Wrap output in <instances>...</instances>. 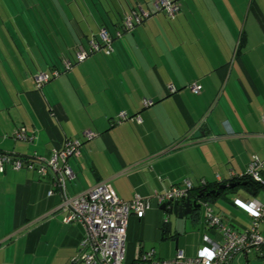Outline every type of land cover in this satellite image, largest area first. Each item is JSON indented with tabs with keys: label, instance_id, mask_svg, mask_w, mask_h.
<instances>
[{
	"label": "crops",
	"instance_id": "1",
	"mask_svg": "<svg viewBox=\"0 0 264 264\" xmlns=\"http://www.w3.org/2000/svg\"><path fill=\"white\" fill-rule=\"evenodd\" d=\"M178 4L171 21L156 13L131 31L116 32L110 55L95 53L40 89L34 75L50 70L37 42L24 36L21 23L15 34L5 22L12 37L0 24V152L49 159L64 141L83 140L87 130L96 133L83 141L81 156L68 161L74 176L67 193L109 181L121 200L150 198L143 217L128 219L126 253L128 247L132 264L138 249L146 252L144 243L159 240L163 215L157 195L184 180L194 189L230 180L245 172L252 155L264 159V36L257 34L264 33V0ZM4 12L0 6L1 18ZM191 83L202 92L192 94ZM220 93L223 108L215 116L218 106L212 104ZM120 113L128 120L118 123ZM22 127L33 142L14 139ZM51 188V175L11 169L0 174V264H74L84 229L63 224L61 197L48 196ZM234 197L264 201V191L241 189ZM229 203L233 209L221 204L225 207L219 214L213 207L214 213L237 229L247 227L248 218L239 220ZM260 232L264 238V224ZM204 233H198L197 248ZM196 247L191 251L178 243L186 257H193ZM231 264H264V259L251 252Z\"/></svg>",
	"mask_w": 264,
	"mask_h": 264
},
{
	"label": "built area",
	"instance_id": "2",
	"mask_svg": "<svg viewBox=\"0 0 264 264\" xmlns=\"http://www.w3.org/2000/svg\"><path fill=\"white\" fill-rule=\"evenodd\" d=\"M155 12L164 13L169 18H174L180 10L178 0H156ZM140 15L132 13L123 21V31H131L142 20L148 19L149 13L141 11ZM120 31L117 36L120 35ZM103 52L110 55L113 52L112 38L104 28L100 29L95 37H92L85 49L77 50L74 61L61 59V69L49 72L38 71L34 77L35 88L40 89L51 79L56 78L73 69V67L85 61L91 55ZM169 90L175 89L169 86ZM189 90L198 95L201 86L191 83ZM151 105L150 101H144V106ZM128 120L124 113L119 114L118 123ZM131 120V119H130ZM140 122L139 118L135 119ZM97 136L91 131L83 132V140L68 139L60 148L54 149L49 159L34 156L33 159L24 160L12 154L0 152V174L7 169L14 171H29L42 178L46 175L52 177V188L48 196L58 194L61 197V208L65 215L63 224L78 223L84 229V234L78 243L77 253L73 258L74 264H124L126 256V233L128 219L131 215L139 218L151 208V200L148 197L134 195L129 201L118 198L109 181H100L85 191L70 196L67 193L66 183L74 174L68 165L71 159L81 156L83 141L93 140ZM17 141L33 142L34 138L28 134L24 127L17 130L14 135ZM247 176L252 181L264 185V159L252 155L246 165L245 172L237 177ZM219 179L218 176H216ZM234 178V177H233ZM205 182H202L204 184ZM193 185L189 180H184L181 186L167 189L163 194L157 195L161 205L167 201L184 200L189 197ZM203 229L205 233L201 237V243L193 257H186L183 252L177 251L170 259L158 258L154 250L140 252L138 249L135 262L145 264H231L239 255L247 256L251 252L262 255L264 238L261 236L260 226L264 224V201L256 198L250 201H242L234 197L233 206L243 212L249 225L237 229L228 222L223 221L214 213L213 207L201 201Z\"/></svg>",
	"mask_w": 264,
	"mask_h": 264
},
{
	"label": "trees",
	"instance_id": "3",
	"mask_svg": "<svg viewBox=\"0 0 264 264\" xmlns=\"http://www.w3.org/2000/svg\"><path fill=\"white\" fill-rule=\"evenodd\" d=\"M155 2L156 0H0V6L6 8L3 13L6 19L1 15L3 19L0 17V24H4V33L12 37L11 30L16 34L17 23H21L24 31H19H23L24 36L26 33L37 42L35 48L44 65L50 71L60 70L61 59L64 57L74 61L75 52L85 49L84 46L90 37L96 36L95 31L104 28L111 38L115 39L116 32L123 31L126 16L132 13L140 15L141 11L148 12L150 17L156 14ZM163 16L167 22L173 19L165 14ZM5 22L10 23L11 30ZM230 183H238V186L233 190L220 191V196H207L210 191L218 190L220 185ZM239 189L255 195L264 191V185L252 181L247 176L234 177L210 185L201 184L197 189L192 188L189 196H201L200 202H208L213 206L217 199H225V192L236 194ZM200 217L197 215L196 221L200 218L203 229L202 214ZM261 252L262 255L258 256L264 259V247Z\"/></svg>",
	"mask_w": 264,
	"mask_h": 264
},
{
	"label": "rangeland",
	"instance_id": "4",
	"mask_svg": "<svg viewBox=\"0 0 264 264\" xmlns=\"http://www.w3.org/2000/svg\"><path fill=\"white\" fill-rule=\"evenodd\" d=\"M257 34L259 37L264 36V33L258 30H257ZM213 100L214 99H212V102ZM223 103H224V97H223V94L220 93L218 100L216 99V101L212 104V106H214L213 108L218 106V108L215 110L216 111L215 116L221 111V108H223ZM238 191H240V189ZM231 200H232V196H226L225 199L216 202V205L212 207H214L215 212L217 214H219V210L221 209V207H225V205L229 207V209H233L232 205L229 203ZM221 204H225V205H221ZM159 211L163 215L161 219V227L159 230V240L157 241V244L155 243L151 244L149 242L144 243V248L146 252L150 251L151 249H154L156 256L161 257L163 259L171 258L175 254L176 251L174 250V244L170 242L171 236L166 234L164 236L165 239L163 240L161 239V233L164 228V224H163L164 222H170L172 224L173 234L174 233L178 234L179 246H182V247L185 246L189 250L194 251L197 245L198 233H201V231L203 230L201 228V223H200V218H201L200 216H201L202 211L198 213V216L200 218H199V221H196V222H193L190 219L189 220H186V219L179 220L175 218L174 216H169L168 214L162 212L160 209ZM238 212H239L237 214L238 219L242 221H246L247 216L239 210ZM156 221H157L156 217L153 218L152 222L155 223ZM132 262H133V256L131 255L129 248L127 247L125 264H132ZM134 264H145V263L135 262Z\"/></svg>",
	"mask_w": 264,
	"mask_h": 264
},
{
	"label": "water",
	"instance_id": "5",
	"mask_svg": "<svg viewBox=\"0 0 264 264\" xmlns=\"http://www.w3.org/2000/svg\"><path fill=\"white\" fill-rule=\"evenodd\" d=\"M244 184V183H243ZM238 186V183H230L229 185H220L218 190H212L207 193V196L215 195L220 196V191L226 190H233ZM235 193L225 192L224 195L226 196H233ZM201 196L197 198H192L191 196L185 198L184 200H174V201H167L159 205V209L168 214L169 216H174L175 218L181 220H192L193 222L196 221L198 213L201 211V203L199 201ZM164 228L161 233V238H164L166 234L171 236L170 242L174 244V250L178 251V234H173L172 224L170 222H164Z\"/></svg>",
	"mask_w": 264,
	"mask_h": 264
},
{
	"label": "bare ground",
	"instance_id": "6",
	"mask_svg": "<svg viewBox=\"0 0 264 264\" xmlns=\"http://www.w3.org/2000/svg\"><path fill=\"white\" fill-rule=\"evenodd\" d=\"M259 257V256H258Z\"/></svg>",
	"mask_w": 264,
	"mask_h": 264
}]
</instances>
